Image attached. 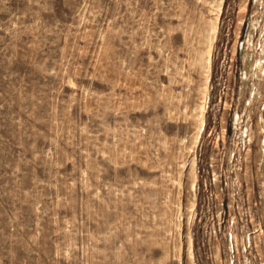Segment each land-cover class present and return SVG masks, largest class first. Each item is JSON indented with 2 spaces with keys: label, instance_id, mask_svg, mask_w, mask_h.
I'll list each match as a JSON object with an SVG mask.
<instances>
[{
  "label": "rangeland",
  "instance_id": "rangeland-1",
  "mask_svg": "<svg viewBox=\"0 0 264 264\" xmlns=\"http://www.w3.org/2000/svg\"><path fill=\"white\" fill-rule=\"evenodd\" d=\"M263 38L264 0H0V264L245 260Z\"/></svg>",
  "mask_w": 264,
  "mask_h": 264
},
{
  "label": "built area",
  "instance_id": "built-area-1",
  "mask_svg": "<svg viewBox=\"0 0 264 264\" xmlns=\"http://www.w3.org/2000/svg\"><path fill=\"white\" fill-rule=\"evenodd\" d=\"M264 63V61H263ZM256 93H251L249 94L248 100L255 95ZM260 110H264V101L263 105L260 106ZM238 114H236V119L234 120V127L235 128H240L241 134L242 132H246L248 127L247 125H241V119H239ZM262 121V125L260 128L263 129L264 131V119L261 117L260 118ZM245 136H247L246 133H244ZM247 142L249 140L247 139ZM237 145V144H236ZM245 147V142H243V146L239 148H244ZM260 163L258 166H255L256 171H255V177H256V186H254V189H252L251 194H247V201L248 205L245 208V214L244 217H241V220H233V218L229 221L230 225L232 223L238 224V222H241L245 224L246 226H250L252 229L246 234L245 238H242L241 241L244 242L242 253L244 255L245 260H243L240 264H258V260L256 259L255 256V251L251 246V242H262L264 245V133L263 137L260 140ZM262 164V165H261ZM260 165L263 166V171L260 170ZM259 168V169H258ZM260 170V172H259ZM218 216L216 218H220L222 216L221 212H225L223 208V203L220 204V209H218ZM218 225H220L218 223ZM227 249H228V257L230 259V264H234L233 262L235 261V254L237 255L239 252L238 244H237V236L236 232L234 229H229L227 232ZM246 244V245H245ZM256 249V252L258 251L256 246H254ZM264 249V248H263ZM262 254V253H261ZM260 263L259 264H264V252L262 254V258L259 259ZM262 260V262H261ZM238 263V262H237ZM236 263V264H237Z\"/></svg>",
  "mask_w": 264,
  "mask_h": 264
},
{
  "label": "bare ground",
  "instance_id": "bare-ground-1",
  "mask_svg": "<svg viewBox=\"0 0 264 264\" xmlns=\"http://www.w3.org/2000/svg\"><path fill=\"white\" fill-rule=\"evenodd\" d=\"M219 3V2H218ZM218 6V5H217ZM221 1H220V3H219V6H218V9H216L217 10V13H216V15H214V19L212 20L211 19V23H210V27H209V32H210V35H209V44H208V47H207V49H206V51H204L205 52V63H206V74H205V81H204V85H203V90H202V102H201V104L199 105V111H198V125H197V131H196V135H195V139H194V143H196V141H197V139L198 138H200V135H201V133H202V130H203V127H204V125H205V120H204V112H205V110H206V107L208 106L207 105V82H208V78H209V66H210V57H211V48H212V43H213V41H214V39H215V36H216V32H217V23H216V19L218 18V16H219V14H220V10H221ZM260 51H259V53H258V55L260 54H264V38H263V43H261L260 44ZM259 55V57H255L254 59H250V61L249 62H247V65H246V70H245V77L247 76V72H248V70L252 73V74H254V75H257L258 73H257V71H260V72H263L264 70H263V68H264V65H263V58H261V56ZM244 76H243V78H244ZM251 76V75H250ZM253 76V75H252ZM259 76V75H258ZM248 77V76H247ZM251 91V90H250ZM253 91V90H252ZM254 92H257V91H254ZM262 94V93H261ZM257 95V97H258V94H256ZM262 96V95H261ZM254 97H256L255 95H254ZM256 97V98H257ZM251 102V101H250ZM249 104V103H248ZM195 110V109H194ZM240 114V113H239ZM195 115H197L196 113H195ZM234 116H236V114H234ZM238 116H240V115H238ZM237 116V117H238ZM261 116V115H260ZM241 117V116H240ZM259 118H261V117H259ZM241 119V118H240ZM234 120H235V118H234ZM262 122V121H261ZM259 125V124H258ZM261 126V125H260ZM260 129V128H259ZM239 131H240V133H241V130H240V128H239ZM238 132V131H237ZM244 133V132H243ZM241 135V134H240ZM262 135V134H261ZM245 137V136H244ZM243 137V138H244ZM252 137H253V135H252ZM246 138H247V136H246ZM251 138V136L249 137L248 136V139H250ZM262 138V137H261ZM260 139V138H259ZM246 140V139H245ZM261 140V139H260ZM199 141V140H198ZM252 141V140H251ZM251 143V142H250ZM260 150V149H259ZM259 153V152H258ZM196 164H195V160L194 159H192L191 160V163H190V172H191V175H192V186H193V188H195L194 187V182H195V180L194 179H196L195 178V172H194V166H195ZM191 204H190V207H192V205H193V200H192V202H190ZM194 207V206H193ZM189 209V208H188ZM192 209V208H191ZM189 235V234H188ZM188 238V243H189V251H188V257H189V259H190V264H195L194 263V261H193V255H192V238H191V236H189V237H187Z\"/></svg>",
  "mask_w": 264,
  "mask_h": 264
}]
</instances>
